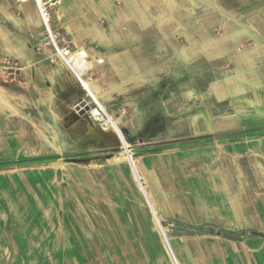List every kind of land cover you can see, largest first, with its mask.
I'll list each match as a JSON object with an SVG mask.
<instances>
[{
  "label": "rangeland",
  "instance_id": "374dc122",
  "mask_svg": "<svg viewBox=\"0 0 264 264\" xmlns=\"http://www.w3.org/2000/svg\"><path fill=\"white\" fill-rule=\"evenodd\" d=\"M100 4L53 27L85 49L87 88L0 0V264H168L105 116L170 244L192 264L217 250L247 262L264 247V77L248 60L264 0Z\"/></svg>",
  "mask_w": 264,
  "mask_h": 264
},
{
  "label": "crops",
  "instance_id": "0c3cea01",
  "mask_svg": "<svg viewBox=\"0 0 264 264\" xmlns=\"http://www.w3.org/2000/svg\"><path fill=\"white\" fill-rule=\"evenodd\" d=\"M87 1L89 3H91V4H94L95 2L101 3L100 6H99V8L105 14H114L115 13L116 10H113V9H115L114 6L112 8V6L110 7L109 4H113L116 1L122 2L124 4L125 3H128V4L139 3L140 6L137 7V13L136 14H140V11L142 10L141 4H143V10H146V5L147 4L150 5V4H154V3H160L162 1H165V2L166 1H169L170 2L172 0H87ZM80 2H81V0H66V2L61 7L54 9L53 12H52V24H53V27L56 26V24L54 23L55 22V19L58 22L59 20H57V18H59V17H61L62 18L61 21H63V23L66 24V22L68 23V21L72 18L71 17L72 14H80V12H81L80 11V5H79ZM27 4L28 5L22 4V5H17V6L20 7L21 9H23V10H26V8H28V7L30 8V6H32L33 8H30V9L31 10H34L36 12L33 3H27ZM131 6H132V8H134V5L133 4ZM150 7H151V5H150ZM110 9L112 11H110ZM124 10L125 9L122 10V14H125V13H123ZM138 10H140V11H138ZM126 12L128 14V10H126ZM24 13H25V11H24ZM62 13L63 14H66V16H64ZM88 14H94V8H93V6L89 9ZM141 14H144V13H141ZM34 18L39 23V19H38V16H37V12H36V16ZM65 18H67V19H65ZM74 24H75V26H77L76 21L74 22ZM39 26H40V23H39ZM73 26L74 25H72V23H70V25L68 27L71 29ZM250 34L251 35H254V39H256V38L259 39V37H255V36H258L259 33H256L254 31H251ZM256 41H257V39H256ZM76 42L78 43V40H76ZM256 49H254L255 52L253 50H250V53L248 55V60H250V62L253 59L255 60L256 65L258 67V73L257 74H259V75L261 74L260 76H263L264 77V42H263V46H259V48L256 47ZM242 81H244V79L243 80L238 79V82L235 83V85L233 86V89L236 90V91L239 90L240 89L239 87L241 86L240 82H242ZM261 111L264 113V109L261 110ZM155 208L157 209V207H155ZM57 237L60 239L59 240L60 241L59 243H61V244H64L65 243L64 253L65 254L66 253L73 254L74 253L73 248L69 244L70 241L68 240V238L66 237V235L62 234V235H58ZM158 237H159V240L161 241V244H162V247H163V249L165 251V254L168 257V261H169L168 264H173V262H172V260H171V258L169 256V253L167 252V249L165 248V246L162 243V240H161V237H160L159 233H158ZM254 245H256V244H253L252 246H254ZM171 246H172V249H173V252H174L175 256H177L176 258H177V261H178L179 264H192L188 260L187 256H185L183 254V252L181 251V249L179 247H177L174 242H172ZM249 254L252 256V253H248L247 254L248 255L247 257H249ZM234 255L235 256L233 257L232 264H264V247L262 249H260V251L255 252L253 254V257L252 258L251 257L250 258H246L247 259V262L245 261V259H242V256H241V254L239 252H237ZM54 256H57V253L54 254ZM200 264H226L225 263L224 251L217 250L216 252L215 251L214 252L212 251V253H208L207 256H203L202 257V259L200 260Z\"/></svg>",
  "mask_w": 264,
  "mask_h": 264
},
{
  "label": "bare ground",
  "instance_id": "6f19581e",
  "mask_svg": "<svg viewBox=\"0 0 264 264\" xmlns=\"http://www.w3.org/2000/svg\"><path fill=\"white\" fill-rule=\"evenodd\" d=\"M24 5H28L27 3H25ZM113 5V4H112ZM28 7V6H27ZM33 8V7H32ZM25 11V14H26V17L27 18H34L35 16H36V12L34 11V10H31L29 7L28 8H26V10H24ZM63 14V13H62ZM64 16H66V14H63ZM113 15V14H112ZM69 16V15H68ZM114 18H116V16L114 17ZM113 18V16L112 17H110L109 19H110V21L114 24V22H116L115 21V19ZM65 19H67V18H65ZM123 19V18H122ZM57 20H59V21H61L62 20V18L61 17H59V18H57ZM32 21V20H31ZM34 22V21H33ZM27 23V22H26ZM66 24H67V22H66ZM123 32V31H122ZM77 49V48H76ZM59 59V58H58ZM60 62V61H59ZM63 64L69 69V71L72 73V75L71 76H73L75 79V82H78L79 84H81L82 86H84V87H87L88 88V85H87V82H86V80L83 78L84 77V75L85 74H87V72H89L90 71V69L92 68V65H91V63L90 62H88L87 61V55H86V52H85V49L84 48H82V47H78V49L75 51V52H73L71 55H70V57H69V61H68V64L66 63V62H63ZM62 64V65H63ZM63 65V66H64ZM64 66V67H65ZM86 76V75H85ZM92 96H93V98H94V100H96V102L100 105V102H99V100H98V97L95 95V94H93L92 93ZM101 106V105H100ZM105 120L103 121L104 123H105V127H106V129H110V130H116L117 131V133H118V135H119V137H120V140L122 141V144H123V148H124V152H125V160L127 161V163L129 164V166H130V168H131V171H132V174H133V176H134V178H135V180L137 181V185L139 186V191L142 193V196H143V198L146 200V204H147V207H148V209H149V211H150V213H151V215H152V217H153V222H154V224H155V227H156V229H157V231H158V233H159V235H160V237H161V240H162V243H163V245L165 246V248L167 249V252L169 253V256H170V258H171V260H172V262H173V264H179L178 263V261H177V256H175V254H174V252H173V249H172V246H171V244H170V242H169V239H168V237H167V235H166V233H165V230L163 229V227H162V225L160 224V222H159V217H158V213H157V211H156V209H155V207H154V205H153V203H152V201H151V199H150V197H149V194H148V192H146L145 191V186L143 187L142 186V183L141 182H139V178H138V176H137V174H136V171H135V168L134 167H132L133 166V161H132V157H131V155H130V153H129V150H128V144H127V142L125 141V138H124V136H123V134L119 131V129L118 128H116L115 126H114V123H113V121H112V119H110V118H108V117H106L105 116ZM136 183V182H135ZM169 247V249H170V251H171V254H172V256H173V258H172V256H171V254H170V252H169V250H168V247Z\"/></svg>",
  "mask_w": 264,
  "mask_h": 264
},
{
  "label": "built area",
  "instance_id": "2783aa9c",
  "mask_svg": "<svg viewBox=\"0 0 264 264\" xmlns=\"http://www.w3.org/2000/svg\"><path fill=\"white\" fill-rule=\"evenodd\" d=\"M16 5L33 3L43 34L47 39L48 45L55 51L60 61L68 64L70 55L76 50H72L70 44L59 37L54 31L52 24V12L61 7L66 0H11Z\"/></svg>",
  "mask_w": 264,
  "mask_h": 264
},
{
  "label": "water",
  "instance_id": "95a60500",
  "mask_svg": "<svg viewBox=\"0 0 264 264\" xmlns=\"http://www.w3.org/2000/svg\"><path fill=\"white\" fill-rule=\"evenodd\" d=\"M168 247V246H167ZM168 250H169V252H170V254H171V251H170V249H169V247H168ZM171 256H172V254H171ZM172 258H173V256H172ZM174 259V258H173Z\"/></svg>",
  "mask_w": 264,
  "mask_h": 264
}]
</instances>
